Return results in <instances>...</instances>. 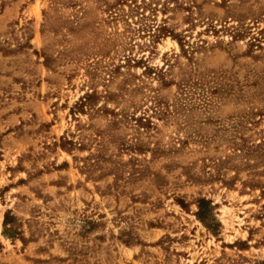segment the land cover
<instances>
[{
  "label": "rangeland",
  "instance_id": "374dc122",
  "mask_svg": "<svg viewBox=\"0 0 264 264\" xmlns=\"http://www.w3.org/2000/svg\"><path fill=\"white\" fill-rule=\"evenodd\" d=\"M0 264H264V0H0Z\"/></svg>",
  "mask_w": 264,
  "mask_h": 264
},
{
  "label": "trees",
  "instance_id": "16d2710c",
  "mask_svg": "<svg viewBox=\"0 0 264 264\" xmlns=\"http://www.w3.org/2000/svg\"><path fill=\"white\" fill-rule=\"evenodd\" d=\"M96 98V96H95V94H93V95H85V97H83L82 98V100H80L79 101V104H76V105H78V108H83L84 106H85V103L86 102H90L91 100H93V99H95ZM75 105V106H76ZM138 123H141V120H139V121H137ZM146 127H148V124H146L145 125ZM4 225H7V221H6V219H5V223H4Z\"/></svg>",
  "mask_w": 264,
  "mask_h": 264
}]
</instances>
